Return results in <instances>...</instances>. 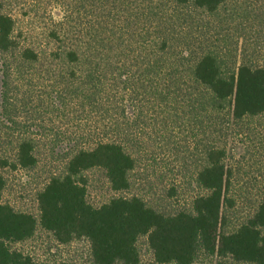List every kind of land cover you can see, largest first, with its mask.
Listing matches in <instances>:
<instances>
[{
  "label": "trees",
  "instance_id": "1",
  "mask_svg": "<svg viewBox=\"0 0 264 264\" xmlns=\"http://www.w3.org/2000/svg\"><path fill=\"white\" fill-rule=\"evenodd\" d=\"M226 1L0 0V51L11 52L16 145V159L0 155V169L38 162L36 145L44 133L28 132L17 115L28 100L45 98L44 112H56L67 125L52 133L55 144L75 145L66 172L38 194L40 219L3 201L6 179L0 173V264H73L36 261L17 246L39 225L63 244L86 238L94 264H141L143 237L155 264L210 258H216L213 264H264V198L236 224L225 210L234 200L228 195L227 123L220 115L228 109L230 118L243 120L264 113V66L237 57L230 65L193 22L194 14H214ZM22 15L45 21L50 49L28 37L31 29L18 28ZM156 107L160 114L154 119ZM160 115L167 126L202 117L205 160L197 182L205 192L191 210L174 214L137 194H122L130 190L137 166L138 129L158 123ZM97 167L122 194L99 206L88 200L84 174Z\"/></svg>",
  "mask_w": 264,
  "mask_h": 264
},
{
  "label": "rangeland",
  "instance_id": "2",
  "mask_svg": "<svg viewBox=\"0 0 264 264\" xmlns=\"http://www.w3.org/2000/svg\"><path fill=\"white\" fill-rule=\"evenodd\" d=\"M54 10L55 15L60 17V9L56 7ZM194 15V24L201 28L199 34L206 33V43L219 47L230 65L237 57L239 62L264 66V0H227L214 14ZM18 28L24 32L31 29L33 34L28 37L31 36L42 49H50L43 33L45 21L42 18L19 16ZM37 95L45 94L38 92ZM28 102L17 115H21L19 121L26 125L28 132L36 136L44 133L36 145L38 162L30 168H2L0 173L6 179L3 201L18 211L32 213L40 219L38 194L53 176L66 172L69 150L75 145L55 144L52 133L63 130L67 125L63 126L56 112H44L49 106L45 98ZM227 110L220 115L227 123L228 195L233 198L234 206L225 210L236 224L254 211L264 198V113L234 120ZM152 114L154 119L158 117L159 109L156 107ZM159 119L158 123L149 120L151 126L138 129L142 142L135 145L137 166L130 174V190L122 194H137L165 214L191 210L194 198L205 192L197 182L198 172L205 160L202 129L198 126L202 117L172 121L169 126L164 115H160ZM0 135L6 136L0 140V155L14 161L16 145L11 143V52L1 51ZM84 174L91 204L99 206L114 196L122 195L112 189L103 168H93ZM17 246L36 261L94 264L86 238L63 244L40 225L33 237ZM139 246L141 264H155L145 237L140 239ZM213 262L216 263V258L200 259L196 264Z\"/></svg>",
  "mask_w": 264,
  "mask_h": 264
}]
</instances>
